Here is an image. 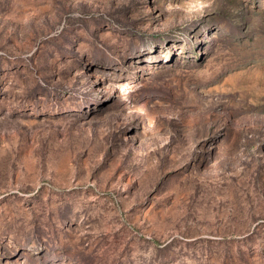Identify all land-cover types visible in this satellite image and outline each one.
<instances>
[{"label":"rangeland","instance_id":"rangeland-1","mask_svg":"<svg viewBox=\"0 0 264 264\" xmlns=\"http://www.w3.org/2000/svg\"><path fill=\"white\" fill-rule=\"evenodd\" d=\"M0 264H264V0H0Z\"/></svg>","mask_w":264,"mask_h":264}]
</instances>
